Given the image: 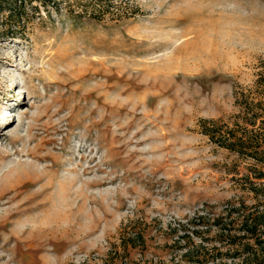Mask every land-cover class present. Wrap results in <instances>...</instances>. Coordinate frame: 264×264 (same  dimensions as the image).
Returning <instances> with one entry per match:
<instances>
[{"label": "rangeland", "instance_id": "1", "mask_svg": "<svg viewBox=\"0 0 264 264\" xmlns=\"http://www.w3.org/2000/svg\"><path fill=\"white\" fill-rule=\"evenodd\" d=\"M88 1L0 13V264H187L189 239L226 253L214 219L264 179L202 123L234 127L264 71V0ZM49 180L51 205L19 215ZM18 181L34 184L12 200Z\"/></svg>", "mask_w": 264, "mask_h": 264}, {"label": "trees", "instance_id": "2", "mask_svg": "<svg viewBox=\"0 0 264 264\" xmlns=\"http://www.w3.org/2000/svg\"><path fill=\"white\" fill-rule=\"evenodd\" d=\"M36 1L48 6L56 0ZM32 2L0 0V13L5 10V5H13L12 11L8 8L10 17L22 20L26 5ZM111 7L110 0H89L85 5L86 11L92 8L102 15L110 12ZM236 94L242 111L235 126L230 128L222 124L221 120H206L202 123L201 133L219 147L254 160L255 178L260 181L264 179V126L260 127L264 122V71L259 74L252 88ZM252 186L256 204L251 207L243 202L227 205L226 215L214 219L219 230L218 236L222 238L219 241H227L226 253H222L220 247L209 249L205 243L197 246L192 243L191 247L193 239H189L188 250L183 255L187 264H264V182H254Z\"/></svg>", "mask_w": 264, "mask_h": 264}, {"label": "bare ground", "instance_id": "3", "mask_svg": "<svg viewBox=\"0 0 264 264\" xmlns=\"http://www.w3.org/2000/svg\"><path fill=\"white\" fill-rule=\"evenodd\" d=\"M19 184H21V181H18L17 184L11 188L12 191L14 192V196H12V200L20 198L26 191L24 189L25 188L27 189L28 187L32 186L34 183L23 182L20 187H17ZM51 188H52V181L49 180L46 184H44L41 187V191L39 193L35 195H24V197L20 199L16 207V212L19 215H27L35 211H44L47 207L51 205L50 199L47 198L48 192L50 191ZM48 221L50 224L57 227L61 222V217L58 214H53L51 217L48 218ZM36 230H38L37 233L38 239H43L42 236L43 234H45V228L42 225H40ZM27 232L28 231L24 232L23 234ZM25 239H30V237H25Z\"/></svg>", "mask_w": 264, "mask_h": 264}]
</instances>
